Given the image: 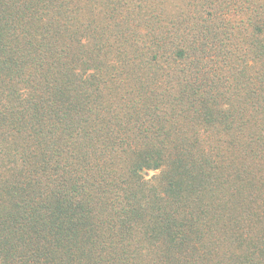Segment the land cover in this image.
Instances as JSON below:
<instances>
[{
	"label": "trees",
	"instance_id": "1",
	"mask_svg": "<svg viewBox=\"0 0 264 264\" xmlns=\"http://www.w3.org/2000/svg\"><path fill=\"white\" fill-rule=\"evenodd\" d=\"M0 264H264V0H0Z\"/></svg>",
	"mask_w": 264,
	"mask_h": 264
},
{
	"label": "rangeland",
	"instance_id": "2",
	"mask_svg": "<svg viewBox=\"0 0 264 264\" xmlns=\"http://www.w3.org/2000/svg\"><path fill=\"white\" fill-rule=\"evenodd\" d=\"M146 175L149 177L151 175V172H147Z\"/></svg>",
	"mask_w": 264,
	"mask_h": 264
}]
</instances>
